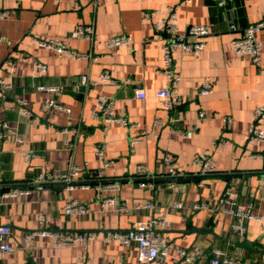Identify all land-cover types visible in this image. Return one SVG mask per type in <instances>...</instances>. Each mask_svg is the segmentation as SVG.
<instances>
[{
	"label": "crops",
	"instance_id": "crops-1",
	"mask_svg": "<svg viewBox=\"0 0 264 264\" xmlns=\"http://www.w3.org/2000/svg\"><path fill=\"white\" fill-rule=\"evenodd\" d=\"M221 1L0 0V75L12 85L0 101V122L10 129L7 139L0 138V224L12 226L14 247L0 257V264H139L135 243L106 242L104 235L160 215L170 225L159 232L172 244L164 264H179L180 248L195 252L194 264H209L213 248L242 264H264V140L250 138L254 111L264 100V29L256 35L263 44L258 63L233 48L244 27L264 17V0ZM171 6L177 9L179 31L197 24L211 27L203 50L173 54L183 97L175 109L156 96L168 79L154 22L167 16ZM144 12H152V19L146 20ZM80 25L93 26L92 39L77 35ZM121 34L132 42L107 46L106 40ZM52 38L90 57L61 55L36 41ZM39 63L46 66L44 72ZM105 70L112 81H101ZM84 75L98 83L82 84ZM206 80L213 92L202 95L199 89ZM139 90L145 98L137 96ZM101 94L115 101V113L127 124L94 116ZM20 98L30 110L27 115L21 113ZM47 98L69 111L45 108ZM133 138L140 139L134 150ZM204 151L216 165L209 174L198 173L193 164ZM28 152L33 153L30 160L25 159ZM166 156L191 180L143 186L133 179L138 165L153 174L165 173ZM108 161L113 163L107 166ZM72 164L83 167L80 180L89 186L32 185L40 174H60ZM108 180L119 190L97 188ZM227 190L257 217L246 222L244 234L235 230L237 218L226 208L191 209L196 203L217 206ZM107 197H116L128 210L105 204ZM72 200L89 211L67 214L65 205ZM148 203L154 207L135 208ZM177 203L183 208L174 207ZM37 229L96 236L63 247L56 246L60 238L51 234L25 245L24 235Z\"/></svg>",
	"mask_w": 264,
	"mask_h": 264
},
{
	"label": "built area",
	"instance_id": "built-area-1",
	"mask_svg": "<svg viewBox=\"0 0 264 264\" xmlns=\"http://www.w3.org/2000/svg\"><path fill=\"white\" fill-rule=\"evenodd\" d=\"M219 4H223L220 0ZM2 13L0 12V16ZM153 17L152 12H144V18L146 20H151ZM234 29L236 26L231 25ZM264 29V17L257 22H252L246 25L243 29L241 36L234 39L233 48L237 54L248 55L251 57L254 63H258L262 54V42L257 39L256 35L258 32ZM154 30L158 40L162 41V52L164 58V68L162 72L167 77V83L164 87L160 88L156 96L161 100L162 104L169 109H175L177 106L183 103V97L179 93V85L181 82V77L173 69V54L176 50L180 49L184 52L197 53L205 48L204 38L210 34L211 27L206 24L190 25L185 32H181L177 25V9L174 6L169 7L168 14L164 18L159 19L154 22ZM77 35L80 37L93 38L94 28L91 25H80L77 30ZM4 40V37L0 36V42ZM37 43L46 48L54 49L61 55L75 56L77 58H89V54L76 53L67 44L65 40L60 39H49V40H36ZM132 42V38L128 35L121 34L118 36H113L106 40V44L109 47H119L121 45H127ZM38 67L41 72L46 70L44 64L39 63ZM101 81H112V76L108 70H105L101 74ZM82 84L95 85L98 82H90L87 76H82ZM12 85L4 80L0 75V101L3 97L4 91ZM43 90L58 91L56 87H41ZM213 92V85L210 81L206 80L203 82L199 89V93L202 95L210 94ZM137 96L140 98H145L146 93L144 90H139ZM20 105V110L23 115L29 114L30 110L26 105V101L22 98L17 100ZM43 106L49 110H65L69 111L55 99L47 98L44 101ZM97 108L94 110L93 114L95 117H102L107 123L111 122H122L127 124L126 118L118 116L115 113V101L105 95H99L97 100ZM204 112H200V116H203ZM264 121V100L254 111V123L250 127V138L255 141L264 140V128L262 127V122ZM230 122V120H228ZM0 127L3 129L0 132L1 139H7L10 129L8 128L7 122H0ZM62 132H67V128L61 130ZM140 139L133 138L130 141V145L135 149L137 142ZM33 153L28 152L25 155L26 160H30ZM264 158V153L261 155ZM112 161L106 162V165L112 164ZM165 164L168 170L162 175L153 174L144 165L137 166V174L133 179L138 181L143 186H152L153 182L160 178H179L184 177L183 172H179L174 168L172 159L168 156L165 157ZM194 166L197 168V172L200 174H209L215 171L216 165L208 151L201 152L193 161ZM83 167L72 164L66 172L50 175V174H40L32 183L33 186L38 188H43L44 185L64 182L70 187H76L81 185L83 187L89 186L90 184L80 180V173ZM100 181L97 184L98 189H111L119 190L118 184L113 181L108 180L105 185L102 186ZM14 194V192L12 193ZM105 204H113L119 207L121 212H126L128 210L127 204L119 201V199L107 197L104 199ZM228 206V207H226ZM154 207L152 203L141 205H136L135 208H152ZM176 208H183L181 203L174 204ZM219 207L226 208L233 216L237 218L234 228L237 232L244 234L247 230L246 222L250 219L257 218L253 210L240 206L237 201L233 198V192L227 190L222 198L219 199L217 206H212L207 203H196L191 209H218ZM89 211L88 207L82 205L77 200H72L65 205V212L67 214H85ZM262 219V217L260 218ZM170 222L165 218V216H156L149 221H136L127 230H111L105 233L104 240L106 242L117 241L119 243L128 244L135 243L137 245V258L139 264H164L165 258L169 253L171 248V242L168 237L159 232V228L169 227ZM12 233V226L9 224H0V257L3 254L12 253L14 247L10 243V235ZM57 235L60 240L57 242L56 246H75L78 243L88 242L95 238V233H79V234H69L64 236L60 233H52L47 229H37L27 232L23 237V243L28 245L33 238L36 236H48ZM181 257L179 264H194L195 263V252L180 248L178 250ZM212 256L209 264H242L240 259L231 257L226 251L221 248H213L211 252Z\"/></svg>",
	"mask_w": 264,
	"mask_h": 264
},
{
	"label": "water",
	"instance_id": "water-1",
	"mask_svg": "<svg viewBox=\"0 0 264 264\" xmlns=\"http://www.w3.org/2000/svg\"><path fill=\"white\" fill-rule=\"evenodd\" d=\"M191 177H179V178H160L156 182H188Z\"/></svg>",
	"mask_w": 264,
	"mask_h": 264
}]
</instances>
